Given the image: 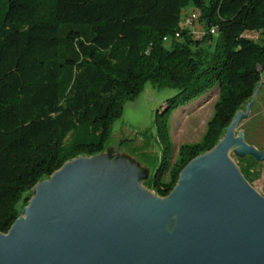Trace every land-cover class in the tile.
Listing matches in <instances>:
<instances>
[{"label":"trees","instance_id":"trees-1","mask_svg":"<svg viewBox=\"0 0 264 264\" xmlns=\"http://www.w3.org/2000/svg\"><path fill=\"white\" fill-rule=\"evenodd\" d=\"M192 13L199 39L183 26ZM263 70L264 0H0V233L38 183L105 151L125 105L149 83L177 91L156 116L163 152L152 190L167 198L223 139ZM216 87L203 138L174 159L173 113Z\"/></svg>","mask_w":264,"mask_h":264},{"label":"water","instance_id":"water-1","mask_svg":"<svg viewBox=\"0 0 264 264\" xmlns=\"http://www.w3.org/2000/svg\"><path fill=\"white\" fill-rule=\"evenodd\" d=\"M247 117L237 114L217 146L194 159L161 200L98 196L83 208L80 181L57 178L8 234L0 233V264H264V198L230 159L239 153L264 161L235 137Z\"/></svg>","mask_w":264,"mask_h":264},{"label":"rangeland","instance_id":"rangeland-1","mask_svg":"<svg viewBox=\"0 0 264 264\" xmlns=\"http://www.w3.org/2000/svg\"><path fill=\"white\" fill-rule=\"evenodd\" d=\"M191 11L188 10L189 13ZM188 28L193 30L198 39L204 35L198 21ZM166 47H170V44ZM261 79L252 100L237 113L243 116L248 114V117L240 121L235 137L242 136L246 143L264 153V70ZM176 94L177 91L173 89H156L150 83L147 84L137 99L125 105L122 118L113 125L105 151L96 156L70 160L49 179L38 183L19 218L25 217L26 210L34 200L39 201L47 194L46 189L56 183L57 178L65 180L75 177L80 181L81 185L75 189L84 196L79 204L83 208L91 206L98 196L115 195L128 203L163 199L152 190L163 152L156 131V116L164 111L166 101ZM217 99L218 87L173 113L170 135L174 159L181 145L201 141L207 123L214 114ZM230 159L248 185L264 198V161L239 153H231ZM72 186L76 187L74 182ZM174 224L175 219L169 223L168 230H172Z\"/></svg>","mask_w":264,"mask_h":264},{"label":"built area","instance_id":"built-area-1","mask_svg":"<svg viewBox=\"0 0 264 264\" xmlns=\"http://www.w3.org/2000/svg\"><path fill=\"white\" fill-rule=\"evenodd\" d=\"M197 18H198V13H192V14L188 15V16L186 17L185 21H184V25H183L184 28H188V27H190V26L195 22V20H197ZM211 32L214 33V30H212ZM179 36H180L179 34L176 35L177 38H178ZM164 41H169V38L166 37V38L164 39Z\"/></svg>","mask_w":264,"mask_h":264}]
</instances>
